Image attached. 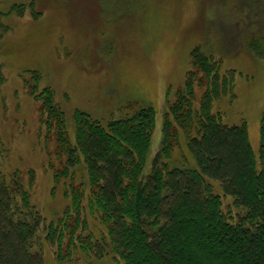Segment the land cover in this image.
Returning <instances> with one entry per match:
<instances>
[{"label":"rangeland","instance_id":"374dc122","mask_svg":"<svg viewBox=\"0 0 264 264\" xmlns=\"http://www.w3.org/2000/svg\"><path fill=\"white\" fill-rule=\"evenodd\" d=\"M263 28L264 0H0V171L18 174L46 224L62 216L71 186L84 182L87 191L82 164L61 174L66 156L58 149L57 124L48 122V102L60 111L72 144L80 113L105 125L152 107L149 166L161 146L163 121L172 119L186 83L193 109L206 89L194 51L211 55L220 73L234 71L233 93L214 98L210 112L244 125L257 157L264 57L247 50L245 41ZM175 128L166 160L193 164L188 136ZM84 218L95 237L104 234L95 215L85 210ZM43 237L34 249L44 264L117 262L80 250L58 261Z\"/></svg>","mask_w":264,"mask_h":264},{"label":"trees","instance_id":"16d2710c","mask_svg":"<svg viewBox=\"0 0 264 264\" xmlns=\"http://www.w3.org/2000/svg\"><path fill=\"white\" fill-rule=\"evenodd\" d=\"M245 46L264 57V28L247 37ZM193 56L206 89L193 109V89L186 83L172 119L163 121L161 146L149 166L152 107L105 125L80 113L72 144L60 111L45 105L66 156L61 174L82 164L87 191L84 182L71 186L62 216L46 224L18 174L0 171V264H44L34 249L42 232L58 261L80 250L111 255L116 264H264V126L256 157L244 125H229L210 112L214 98L233 93L234 71L220 73L211 55ZM175 127L188 136L193 164L166 160ZM85 210L103 224L104 234L88 231Z\"/></svg>","mask_w":264,"mask_h":264}]
</instances>
